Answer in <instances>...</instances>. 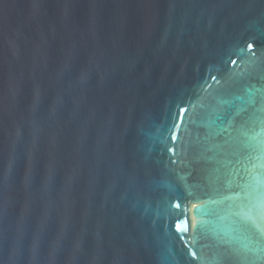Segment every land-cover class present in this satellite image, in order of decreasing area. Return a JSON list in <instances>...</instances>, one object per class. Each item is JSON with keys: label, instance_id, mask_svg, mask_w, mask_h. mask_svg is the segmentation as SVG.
Wrapping results in <instances>:
<instances>
[{"label": "water", "instance_id": "water-1", "mask_svg": "<svg viewBox=\"0 0 264 264\" xmlns=\"http://www.w3.org/2000/svg\"><path fill=\"white\" fill-rule=\"evenodd\" d=\"M0 264H264V0H0Z\"/></svg>", "mask_w": 264, "mask_h": 264}]
</instances>
